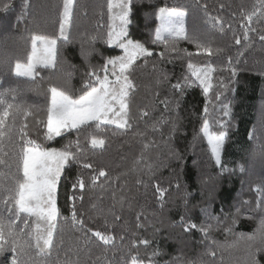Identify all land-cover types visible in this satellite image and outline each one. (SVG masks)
Segmentation results:
<instances>
[{"label": "trees", "instance_id": "1", "mask_svg": "<svg viewBox=\"0 0 264 264\" xmlns=\"http://www.w3.org/2000/svg\"><path fill=\"white\" fill-rule=\"evenodd\" d=\"M10 3L11 11H0V92H9L7 101L31 114L25 117L14 109L9 118L11 140L5 139L4 150L11 167L0 165V182L11 187L17 174L18 129L24 123L29 137L44 147L61 149L73 142L72 151L81 161H70L63 169L56 200L57 247L51 257L36 258L35 264L41 260L64 264L69 259L74 264H128L130 253L152 264H264V250H256L264 248V41L259 39L264 18H253L251 27L256 31L249 32L248 40L241 38L236 44L234 39L244 31L242 14L258 7L259 0H132L128 35L152 55L138 58L128 73L135 85L129 107L131 127L88 125L66 130L52 141H45L44 127L50 88L78 97L92 69L122 54L106 43L112 24L108 0H74L66 41L59 32L63 0H27V8L25 0ZM161 7L186 11L189 36L222 51L207 56L189 40L167 46L153 43ZM213 17L223 25L213 24ZM33 35L57 40L56 66L37 68L34 80L14 73L15 63L26 62L30 55ZM189 60L216 68L207 94L190 77ZM184 76L193 82L181 95L172 85L183 83ZM109 79H114L110 73ZM225 104L229 115H224ZM206 106L212 131L227 133L221 165L200 133ZM93 135L104 139L103 149L91 147ZM99 170L106 176L92 186L91 177ZM78 177L85 183L82 192L73 188ZM157 186L165 190L162 199ZM73 205L83 225L72 221ZM0 214L7 216L3 206ZM189 223L211 229L206 237L198 229L186 230ZM94 231L113 235L114 244L104 245L92 236ZM143 240L149 243L144 245Z\"/></svg>", "mask_w": 264, "mask_h": 264}, {"label": "snow or ice", "instance_id": "2", "mask_svg": "<svg viewBox=\"0 0 264 264\" xmlns=\"http://www.w3.org/2000/svg\"><path fill=\"white\" fill-rule=\"evenodd\" d=\"M73 5L74 0H63L59 32L60 37L65 41L68 39L66 29L70 24ZM24 7H28L27 0H25ZM131 7L132 0H108V11L111 14L112 24L107 32L106 43L121 48L124 54L108 57L105 64L98 69H92L87 74L89 80L84 86V91L78 97H73L56 87L50 88L51 102L47 109L46 122H44L46 128L45 141L54 140L66 130L81 129L88 125H93L97 129H101L104 125H115L117 128L125 130L131 127L129 107L131 92L135 85L128 73L138 58L152 55V52L143 43L133 40L128 35V25L131 23L129 19ZM0 11H11L10 0L0 2ZM186 15V11L182 9L161 7L158 14L160 25L155 30L153 43H164L167 46L169 42L174 45L178 40H189L195 44L199 52L207 56L222 51L221 49H214L209 42L190 37L185 29ZM254 17L257 19L264 18V0H259L258 7L242 14V19L246 23L242 25L244 28L242 37H234L236 44L241 43V38L248 40L249 32L256 31L251 27ZM211 22L223 25V21L216 17L211 18ZM259 39L264 41V32L259 34ZM56 43L55 38L33 35L31 37L30 55L26 62L17 61L15 63V75L34 80L38 67L54 68L56 66ZM171 50L175 51V48L173 47ZM228 65L231 68V58L228 60ZM187 69L190 77L199 81L200 85L203 86L204 93L207 94L212 88L211 73L216 71V68L211 63L198 65L189 60ZM235 71L233 68V75ZM109 73L114 79H109ZM190 77L184 76L182 78L183 83L178 80L172 87L183 95V91L193 82ZM9 94V92H0V165L11 167L5 159L8 152L4 150L5 139L11 140L9 118L14 115V109L16 112L23 111L25 117L31 112L29 109L9 103L6 99ZM12 99H15L14 95ZM216 99H219V95L216 96ZM162 103L165 108H168L167 100L162 101ZM224 108L226 109L224 115H229L228 105L225 104ZM204 112L205 117L200 133L202 138L207 140L216 164L221 165V153L227 133L224 131L218 134L214 133L209 122L207 106ZM142 115L148 116V112L143 111ZM27 128V123H24L18 129L21 146L18 153L17 174L12 178V185L8 187L0 182V192L4 193L0 197V206H3L7 212V216L0 214V257L4 258L0 260V264H35L36 258L52 256L57 247L54 244V235L57 230L56 221L60 215L56 206L57 185L65 165L70 161L81 162L76 153L72 151L73 142L61 149L44 147L29 137ZM155 129L156 124L153 125V130ZM89 142L93 149H103L105 146L104 139L97 138L95 135L89 138ZM75 144L79 148V140ZM147 147L146 144L145 148ZM82 166L91 168L89 163H83ZM102 176H106L104 170H99L96 175L92 176V186H95L98 178ZM73 188H79L82 192L85 188L84 180L78 177ZM164 191L157 186V192H159L161 199L164 196ZM79 199L82 200L83 197L80 196ZM71 219L79 225L84 223L82 219L77 217L75 205L72 208ZM188 228L198 229L207 237L211 225L198 226L195 223H189L186 230ZM261 228L264 229V222H262ZM92 236L98 238L104 245H112L115 241L113 235L100 231L92 232ZM248 239L255 240V237L249 236ZM261 240L264 241V231L261 232ZM141 243L147 245L149 242L143 240ZM133 247L136 245L133 244ZM252 247L253 245L249 246L250 249ZM256 250H264V248ZM5 253H10V255L5 256ZM157 254L154 251L152 255ZM208 254L215 255L211 250ZM250 255L254 262L255 252H251ZM97 259L99 260V258ZM41 264H44L43 260H41ZM64 264H74V262L69 259L65 260ZM93 264L96 262L94 261ZM128 264H152V262H145L139 259L138 254L130 253Z\"/></svg>", "mask_w": 264, "mask_h": 264}, {"label": "rangeland", "instance_id": "3", "mask_svg": "<svg viewBox=\"0 0 264 264\" xmlns=\"http://www.w3.org/2000/svg\"><path fill=\"white\" fill-rule=\"evenodd\" d=\"M158 14H159V12H158ZM157 18H158V15H157ZM118 23V22H117ZM184 23H185V29H186V25H187V15H186V17H185V20H184ZM159 25H160V21H159V18H158V27H159ZM111 47H113V48H118V47H116L115 45H110ZM56 47H57V43H56ZM121 49V48H120ZM122 50V49H121ZM124 54V52H123V50H122V54L121 55H123ZM39 68V67H38ZM15 73V72H14ZM24 78H28V77H24ZM31 79V78H30ZM51 102V101H50ZM110 126H115V125H110ZM116 127V126H115ZM65 132V131H64ZM63 132V133H64ZM62 133V134H63ZM57 138V137H56ZM66 166V165H65ZM62 175V174H61ZM61 177V176H60ZM60 180V179H59ZM59 184V183H58ZM57 192H58V185H57ZM57 192H56V200H57Z\"/></svg>", "mask_w": 264, "mask_h": 264}]
</instances>
